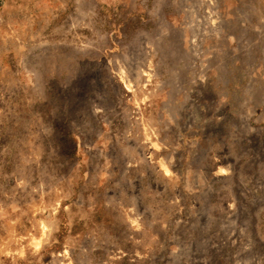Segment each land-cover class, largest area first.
<instances>
[{"label":"rangeland","instance_id":"rangeland-1","mask_svg":"<svg viewBox=\"0 0 264 264\" xmlns=\"http://www.w3.org/2000/svg\"><path fill=\"white\" fill-rule=\"evenodd\" d=\"M0 264H264V0H0Z\"/></svg>","mask_w":264,"mask_h":264}]
</instances>
